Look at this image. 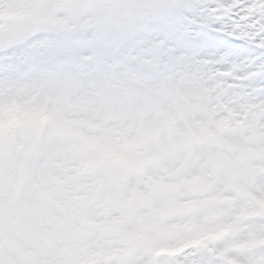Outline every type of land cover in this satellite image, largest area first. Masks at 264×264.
I'll use <instances>...</instances> for the list:
<instances>
[{"label": "clouds", "instance_id": "clouds-1", "mask_svg": "<svg viewBox=\"0 0 264 264\" xmlns=\"http://www.w3.org/2000/svg\"><path fill=\"white\" fill-rule=\"evenodd\" d=\"M188 4L0 0V264H264V117L177 61L170 32L220 19ZM233 7L225 72L264 107V0Z\"/></svg>", "mask_w": 264, "mask_h": 264}, {"label": "snow or ice", "instance_id": "snow-or-ice-1", "mask_svg": "<svg viewBox=\"0 0 264 264\" xmlns=\"http://www.w3.org/2000/svg\"><path fill=\"white\" fill-rule=\"evenodd\" d=\"M229 2L230 0H214V2L213 0H200L197 4L196 0H189L190 9L200 8L205 15L215 13L220 16V19L209 18L207 21H200L195 25L168 34L166 39L173 50V55L178 62L187 64L191 73L204 71L213 78L223 79L213 74L226 71L224 58L230 53L239 52L247 47L246 38L237 35L229 28L236 18L234 14L239 9L233 7L230 14L222 15L228 9ZM254 55L264 59V47L255 49ZM203 88H207V85H202ZM259 98L264 100V95H260ZM206 250L202 245L194 247L186 264H207L203 254Z\"/></svg>", "mask_w": 264, "mask_h": 264}, {"label": "rangeland", "instance_id": "rangeland-1", "mask_svg": "<svg viewBox=\"0 0 264 264\" xmlns=\"http://www.w3.org/2000/svg\"><path fill=\"white\" fill-rule=\"evenodd\" d=\"M213 75L223 77L222 83L225 88H231V86H233V88L238 89V91L233 96H231L227 102H225L222 99L219 100V103L223 106L224 110L230 112L234 117H239L240 118L239 122L241 124H244V122L247 121V126L249 130L258 127L259 120L262 117H264V107L261 106L260 102L253 101L252 97L254 93L249 88V86L244 82V78L243 77L236 78V82L234 83L231 74L226 73L225 71H218ZM205 91L210 92L208 89H205ZM256 91H259V89H257ZM192 103L194 105H198L201 110H205L206 102L203 99V97H198V100ZM230 105H237L240 108V111H235L232 107H230ZM223 121H227V120H223ZM223 121L218 122L217 124V129L219 132H225L229 128L228 121L222 123ZM210 135L211 134L208 132L207 126L201 125L200 133L196 137V139L206 140L210 137ZM238 151L245 153L246 150L241 148L238 149Z\"/></svg>", "mask_w": 264, "mask_h": 264}, {"label": "bare ground", "instance_id": "bare-ground-1", "mask_svg": "<svg viewBox=\"0 0 264 264\" xmlns=\"http://www.w3.org/2000/svg\"><path fill=\"white\" fill-rule=\"evenodd\" d=\"M190 76H192L193 78L196 77V73H190ZM209 91H212L211 89H208ZM196 100H198V96L194 95L191 91L189 93H187L184 97V106L188 109V110H201L200 107L198 105H194L192 102H195ZM223 121V120H221ZM219 121V122H221ZM227 122V121H223L222 123ZM220 127V126H219Z\"/></svg>", "mask_w": 264, "mask_h": 264}]
</instances>
